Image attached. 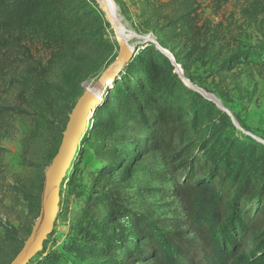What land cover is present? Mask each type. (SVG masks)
<instances>
[{"label": "trees", "instance_id": "1", "mask_svg": "<svg viewBox=\"0 0 264 264\" xmlns=\"http://www.w3.org/2000/svg\"><path fill=\"white\" fill-rule=\"evenodd\" d=\"M231 1L210 3L218 11ZM242 14L260 18L259 40L224 59L212 75L240 66L264 70V0H250ZM175 21L170 18L167 24ZM153 24L148 17L140 26L148 31ZM108 28L95 0H0V130L14 120H29L35 126L30 136L38 140L36 133L48 125L50 137L42 142L47 165L81 95L76 85L98 73L108 61L102 54L113 53ZM27 43L39 44L45 63L33 57ZM174 60L183 69L181 59ZM13 91L17 104L9 105ZM100 92L80 145L113 161L89 173L80 215L68 222L60 241L49 247L48 239L28 264H264V144L237 134L230 117L183 85L171 61L151 43H144ZM129 123L145 131L137 144L141 152L161 151L169 162L177 157L175 145L197 142V154L169 167L172 188L164 192L180 202L182 218H155L128 207V160L117 147L126 140L121 133ZM70 178L61 185L60 213L62 188ZM42 182L21 188L28 203L24 240L0 222V241L12 247L0 264H9L29 236L39 213Z\"/></svg>", "mask_w": 264, "mask_h": 264}, {"label": "rangeland", "instance_id": "2", "mask_svg": "<svg viewBox=\"0 0 264 264\" xmlns=\"http://www.w3.org/2000/svg\"><path fill=\"white\" fill-rule=\"evenodd\" d=\"M112 1L117 6L127 31L135 36L129 46L139 51L144 43H151L146 42L147 40H151L154 46L155 43H162V48L173 58L176 56L181 59L183 69L180 65L178 67L182 77L188 80L192 87L209 96L208 99L225 108L234 119H238H235L238 126L233 123L237 134L242 133L256 141L264 142V70L257 72L240 66L218 75L211 74V70L217 68L231 54L258 42L260 18L248 19L242 14L250 0H232L218 11L214 10L210 0ZM148 17L153 19L155 27L143 31L140 25ZM170 18L176 21L167 24ZM104 20L108 24L105 17ZM108 26L105 31L107 39L111 44H115L112 55L118 56L119 47L109 24ZM27 45L31 46L33 57L45 63L47 55L39 44ZM101 51L102 49H99V52ZM112 55L102 54L109 62L107 61L94 76L76 85L79 94L85 90L96 92L102 89L98 79L116 59L111 61ZM16 62L19 63L20 60ZM15 98L16 93L13 91L7 103L17 104ZM188 114L190 115V112ZM190 123L189 117L188 128ZM34 128L29 120L17 119L10 125L4 124L0 130V222L14 228L16 236L21 240H24L22 232L28 222V203L22 197L21 188L31 184L37 185L41 178H44L48 166L44 159L45 149L42 142L50 137L51 129L45 125L36 133L42 139L35 140L30 136ZM144 133L141 127L129 123L121 133L126 140L117 147L128 160L124 167L127 171L124 177L127 188L124 193L129 194L126 197L127 205L155 218L174 215L182 218L183 209L180 202L164 192L172 188L169 167H177L181 158L185 160L197 154V142L193 140L191 145H175L174 154L177 157L169 162V158L161 151L145 153L138 149L137 144ZM188 148H191L190 152ZM75 159L77 163L74 164ZM74 160L66 174L71 177L69 183L62 188L65 200L63 213H60L59 206L54 235L47 239L49 247L54 240H61V234L67 230L68 222L82 212V200L90 185L89 173L108 160L113 161V158L106 154L97 155L88 146L79 145ZM2 235L3 231L0 229V238ZM10 252L12 247L7 248L5 243L0 241V263Z\"/></svg>", "mask_w": 264, "mask_h": 264}, {"label": "water", "instance_id": "3", "mask_svg": "<svg viewBox=\"0 0 264 264\" xmlns=\"http://www.w3.org/2000/svg\"><path fill=\"white\" fill-rule=\"evenodd\" d=\"M95 1L103 13L108 16L105 0ZM146 42L153 43L151 40H147ZM117 45L119 47L118 56L114 62L102 72L98 79V84L102 89L96 92L85 90L77 99L68 115L65 129L62 132L60 145L44 172L38 216L31 228L29 236L23 242L21 250L9 264H28L43 250V244L54 230L59 213L61 185L72 165L82 138L85 135L88 122L92 118L96 106L101 101L102 92L100 91L108 88L115 81L117 75L123 68L128 66L136 52L135 48L130 49L121 42L117 41ZM155 46L157 50L171 61L172 65L175 67V73L179 76L183 85L215 104L231 118L232 123L238 126V123L225 108H220L214 101L206 98L201 91L184 83L182 74L179 71V65L176 64L174 58L157 43H155ZM257 141L264 144V142Z\"/></svg>", "mask_w": 264, "mask_h": 264}, {"label": "bare ground", "instance_id": "4", "mask_svg": "<svg viewBox=\"0 0 264 264\" xmlns=\"http://www.w3.org/2000/svg\"><path fill=\"white\" fill-rule=\"evenodd\" d=\"M106 2V8H107V12H108V16L104 14L105 19L107 20L108 24L111 27L112 30V35L115 39V41L117 42H121L123 45H126L127 47H129L130 49H133V47L129 46V42L135 38V36L133 34H131L130 32L127 31L126 26L123 24L122 22V18L118 13V8L115 5V3L112 0H105ZM183 78V77H182ZM185 78H183L184 83H186L187 85L191 86V83H189L188 80H184ZM196 88V87H193ZM199 90V89H198ZM91 91V90H90ZM202 93V92H201ZM206 98H209V96H206L204 93H202ZM212 100V99H211ZM213 101V100H212ZM215 102V101H214ZM216 103V102H215ZM217 104V103H216ZM220 107V106H219ZM223 108V107H220Z\"/></svg>", "mask_w": 264, "mask_h": 264}]
</instances>
